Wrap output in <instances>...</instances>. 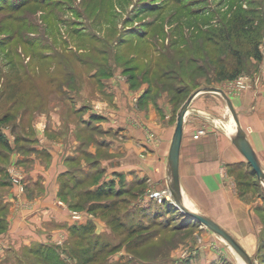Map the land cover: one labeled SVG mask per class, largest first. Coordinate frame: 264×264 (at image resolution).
I'll list each match as a JSON object with an SVG mask.
<instances>
[{"label": "rangeland", "instance_id": "1", "mask_svg": "<svg viewBox=\"0 0 264 264\" xmlns=\"http://www.w3.org/2000/svg\"><path fill=\"white\" fill-rule=\"evenodd\" d=\"M255 43L261 62L252 57ZM234 50L243 54L244 71L231 81L219 80L211 71L206 82L239 95L249 89L254 70L261 67L264 73V0H0V118L14 110L10 89L19 97V91L29 92L28 110L14 117V132L31 137L30 125L40 132L48 126L49 113H55L61 131L74 124L79 137L63 178L67 204L59 202L69 210L71 222L60 225L63 231L54 241L21 248L16 243L17 248L1 255L0 264H248L220 237L206 236L202 225L181 230L178 216L171 212L141 216L142 210L151 212L157 206L164 211L160 203L166 191L156 192L160 201L149 197L151 193L144 201L146 191L137 187L134 174L131 181V168L117 166L116 155L109 152L115 129L108 123L130 128L134 120L128 114L141 102L148 103L149 88L154 97L148 99L167 94L177 114L184 96L174 99V89L192 92L197 79L193 69L198 64L210 70L216 64L228 67L233 61L229 51ZM66 72L72 76L69 87ZM239 77L246 87L236 92ZM58 81L63 84L60 90ZM118 104L128 114L119 117ZM227 111L224 122L233 121ZM100 140L104 142L95 153L89 152ZM33 144L25 138L16 152L28 151ZM6 172L11 185L25 193L24 176L14 162ZM245 179L243 195L254 207L248 229L228 234L251 264H264V186L254 175ZM110 181L116 186L112 195L86 199L77 193L95 191Z\"/></svg>", "mask_w": 264, "mask_h": 264}, {"label": "crops", "instance_id": "2", "mask_svg": "<svg viewBox=\"0 0 264 264\" xmlns=\"http://www.w3.org/2000/svg\"><path fill=\"white\" fill-rule=\"evenodd\" d=\"M253 72L249 89L239 95H233L229 89L227 91L226 86L220 87L202 79L189 96L204 88L220 87L229 98L239 125L264 170V73L261 67ZM258 75L261 77L258 78ZM151 97H154L153 91L148 94V103L141 102V106L133 109L132 115L127 113L124 105L121 108L118 104L116 112L130 115L134 122L131 127L129 125L130 128L123 125L115 127L108 123L115 131L112 144L109 140L106 145L111 144L109 152L116 155L117 166L128 170L131 168V181L132 174L136 182L141 181L146 191L143 194L144 201L150 197L147 193L164 190L165 195L172 200L168 153L176 114L171 111L167 94L157 96L153 101L148 99ZM227 110L220 94L200 91L194 96L183 123L178 178L181 203L191 212L210 218L227 233H231L248 229L249 210L254 207L247 203L240 183L242 177L245 179L253 174L245 158L232 143L236 124L230 119L224 122L229 117ZM51 114L46 119L48 126L42 131H37L33 123L30 125L29 134H32V138L24 136L23 131L20 133L24 139L34 141L28 151L22 149L20 154L16 152L17 144L13 135L6 129L2 130L11 150L4 151L0 146V157L3 159L0 169L6 171L10 163L14 162L16 170L24 176L25 193L20 194L15 186L6 182L7 178L0 170V219L5 223L4 231L0 233L1 258L7 249L17 248L16 243L21 248L32 243L54 241L55 234L63 231L60 225L71 222L69 210L59 206V202L63 203L58 192L61 176L78 149L79 137L74 124L67 132H62L58 115ZM51 120L55 121L53 125H49ZM201 129L205 133L195 138L196 132ZM102 142L100 140L96 145H91L88 151L95 153ZM204 232L206 236L213 234L208 229Z\"/></svg>", "mask_w": 264, "mask_h": 264}, {"label": "trees", "instance_id": "3", "mask_svg": "<svg viewBox=\"0 0 264 264\" xmlns=\"http://www.w3.org/2000/svg\"><path fill=\"white\" fill-rule=\"evenodd\" d=\"M256 45H257V43H255V45H254V53H252V57L257 62H261L262 61V54L258 50ZM229 52L231 53V57H232L233 61H232L231 65L228 66V67H224V66H222L220 64H216V66L213 67V69L210 70V68H208L207 66H203V65L198 64L197 67L195 69H193L194 70V76H195V78H197L195 80V82H194V85L197 86L198 83L202 79L207 80L208 79L207 78L208 77L207 74H208V72H211V71L215 72L214 74H215V76L217 78H219V80L222 79V80H230L231 81V80L237 78L242 73V71H244V59H243L244 57H243V54H240L236 50L229 51ZM39 56H41V55L39 54ZM44 56H49V55L46 54ZM220 61L222 62V60H220ZM70 74L71 73H69V72H66V74H65V77H67V75H68V78H69L66 81L67 82L66 83L67 87H69V85L72 84V82L70 80V78L72 76ZM54 85L57 86L55 83H54ZM62 85L63 84L60 81H58V86L57 87H58L59 90L61 89L60 87ZM186 88H187V90H189L188 86ZM31 90H34V88H31ZM151 91H152V89L149 88L148 91H147L148 93H146V96H148V94H150ZM170 91H173V90L170 89ZM9 92L10 93L8 94V99L10 101H14L13 102V106L11 107L12 109L14 108V110L11 111L12 115H11V113H6L0 118V146H2L4 151L10 150L9 149L10 145L8 143V140H7L6 136L2 132L4 127L9 125V127L11 128L10 129V133L15 136V142H16L17 145H18L19 141L24 140V137L18 131L14 132L16 130V125H18V124H16L14 122V117L18 116L20 113L24 114L28 110V102H29V99L32 96L31 93H29V92L25 93V92H20L19 91L18 92V93H20V97H19V95L16 93V90H13V89H10ZM174 93H175V97H173L174 99L175 98L178 99V98H181V97L184 96V98L182 99V103H183L191 92H189V91L186 92V89L182 90V89L179 88V89H174ZM23 95L28 96V98L26 96H23ZM174 99H171V101L174 100ZM35 111H36V109H35ZM92 118L96 119V120H100L101 119L100 117H96L94 115H93ZM95 165H96V163H95ZM94 167L97 168V166H94ZM1 172L4 174L5 178H7L6 182L11 183L8 172H6L4 169L1 170ZM66 173H64V175L61 176V181H60L61 184H60V189H59V192H58L59 198L65 204H67V196L69 194V193L64 192L62 190L63 185L65 184V182H63V178L66 177L65 176ZM89 174L92 175L93 173H89ZM90 175H88V176H90ZM136 183H137V187H139V188L142 187L141 181H138ZM246 183H247V180L242 177V182L240 183V190L241 191L244 188V186H246L245 185ZM76 185H77L76 187L80 186L81 185V181L77 182ZM76 187H72L71 190L74 191L76 189ZM115 188H116V186H115L114 181H110V183L106 184L105 187H103V186L100 187L99 186V188H97L95 191H93L91 189L90 190L88 189V190L84 191V190L81 189L77 193L79 194L80 197H83V198H86V199L89 198V197L97 198V197H100V196H103V195H112L113 194L112 192L115 190ZM142 190L144 191V189H142ZM143 191H142V193H143ZM141 197H144V195L142 194ZM95 203L97 204V206L101 205V203H98L96 201H95ZM160 206L161 207L164 206V211H161L160 207L157 206L158 208L153 209V211H151V212L142 210L145 213H142L143 215H141V216H145L146 218H151L152 216L158 215V216L162 217L163 214L171 212V213H175L178 216L179 220H180L179 226L177 228H179V229L181 228V230H185V229H188V228H193V227L198 226V224H195L193 222V219H191L190 217H188L185 214L181 213L174 205H170V204H168V202L164 201L163 203H160ZM102 207H104V205ZM4 229H5V223H4V221L2 219H0V233L2 231H4Z\"/></svg>", "mask_w": 264, "mask_h": 264}, {"label": "water", "instance_id": "4", "mask_svg": "<svg viewBox=\"0 0 264 264\" xmlns=\"http://www.w3.org/2000/svg\"><path fill=\"white\" fill-rule=\"evenodd\" d=\"M202 92H212L220 94L221 97L226 102L229 112L232 115L233 121L236 124V132L232 139L233 145L237 148V150L241 153V155L245 158L247 164L251 168L252 174L256 177V180L259 184L264 186V171L261 168V165L258 161V158L249 144L245 133L241 129L239 122L237 120L235 111L232 107V104L227 97V95L219 88L215 87H208L201 89ZM200 91H196L192 93L186 101L182 104L179 111L176 114V123L175 129L172 136L169 153H168V164H169V174L171 177V182L169 186V192L172 196L173 205L183 214L190 217L191 219L197 220V222L206 227L209 231L213 234L220 237L223 241H225L229 247L234 250V252L239 255L242 259H244L248 264H251V260L247 253L237 244V242L229 235L225 230H223L217 223L211 220L208 217H204L202 215L195 214L187 209L181 203V192L179 186V178H178V159H179V150L182 138V130H183V123L185 117L188 112L189 105L194 98V96L199 93Z\"/></svg>", "mask_w": 264, "mask_h": 264}, {"label": "built area", "instance_id": "5", "mask_svg": "<svg viewBox=\"0 0 264 264\" xmlns=\"http://www.w3.org/2000/svg\"><path fill=\"white\" fill-rule=\"evenodd\" d=\"M246 84L245 81L242 77H239L235 82H234V89L237 92V89H245ZM205 132L204 130H198L195 134V138L199 137L200 135H203ZM150 197L157 198L159 201L161 199V195L159 193H151ZM166 201L169 200L168 196H164Z\"/></svg>", "mask_w": 264, "mask_h": 264}, {"label": "bare ground", "instance_id": "6", "mask_svg": "<svg viewBox=\"0 0 264 264\" xmlns=\"http://www.w3.org/2000/svg\"><path fill=\"white\" fill-rule=\"evenodd\" d=\"M167 201H169V202H168L169 204L173 205L172 200H167ZM192 219H193V218H192ZM193 221L197 222V220H195V219H193ZM197 223H198V222H197ZM242 264H246V263H244V262L242 261Z\"/></svg>", "mask_w": 264, "mask_h": 264}]
</instances>
